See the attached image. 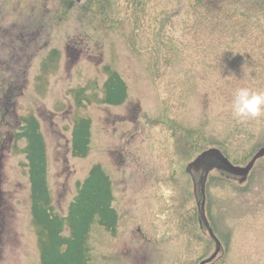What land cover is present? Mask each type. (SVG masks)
Segmentation results:
<instances>
[{"label":"rangeland","instance_id":"374dc122","mask_svg":"<svg viewBox=\"0 0 264 264\" xmlns=\"http://www.w3.org/2000/svg\"><path fill=\"white\" fill-rule=\"evenodd\" d=\"M0 24L12 41L0 52V264H40L44 234L14 135L25 117L39 123L57 215L95 164L110 178L118 222L94 221L87 264L209 257L185 169L210 147L242 167L264 148V116L239 120L231 109L237 88L264 91V65L245 71L247 59L264 62V0H0ZM111 71L126 85L116 106L102 102ZM82 118L90 143L79 157L70 138ZM205 194L221 252L204 264H264V158L244 184L212 170Z\"/></svg>","mask_w":264,"mask_h":264},{"label":"trees","instance_id":"16d2710c","mask_svg":"<svg viewBox=\"0 0 264 264\" xmlns=\"http://www.w3.org/2000/svg\"><path fill=\"white\" fill-rule=\"evenodd\" d=\"M103 103L119 105L126 98V85L117 72L111 71L104 82ZM16 139L25 141L24 156L30 190V213L35 225L43 232L40 244V264H87V238L94 221L112 230L117 224V212L112 206L109 176L95 164L83 181L76 182V194L63 216L53 212L47 184L45 144L34 117H25ZM90 121L82 118L71 129V154L84 157L89 150ZM67 229V235H63Z\"/></svg>","mask_w":264,"mask_h":264},{"label":"water","instance_id":"95a60500","mask_svg":"<svg viewBox=\"0 0 264 264\" xmlns=\"http://www.w3.org/2000/svg\"><path fill=\"white\" fill-rule=\"evenodd\" d=\"M76 2L81 0H75ZM264 157V148H260L256 153L252 156V159L248 161L245 166H238V165H232L231 162L218 150L217 148L210 147V149L204 150L201 153H199L192 162H189L186 166L185 172L192 173L191 170L198 168L199 166H207V169H205V174L202 179L198 181V185L200 186V200L197 201L196 206L198 209V217H199V223L203 224V226L207 229L209 236L212 240L215 241V248L214 253L204 259L200 264H204L206 262H210L214 259V257L219 253V250L221 248L219 240L216 239L214 236V233L212 232V229L208 225L207 218L205 217V210H204V201H205V194H204V188H205V179L207 174L211 169H216L217 171H220L221 173H227L228 175H231L233 178H237V180L240 183L245 182V179L248 175V173L251 171V168L253 167L254 163L257 159Z\"/></svg>","mask_w":264,"mask_h":264},{"label":"flooded vegetation","instance_id":"af4514ba","mask_svg":"<svg viewBox=\"0 0 264 264\" xmlns=\"http://www.w3.org/2000/svg\"><path fill=\"white\" fill-rule=\"evenodd\" d=\"M212 1L213 0H194L195 4H202V5H203V3L205 5H210V3H212ZM246 16H247V14H245L244 18H246ZM9 26L10 25L7 24L6 26L3 27L0 24V52L1 51H7L8 47L12 44L11 37H10V35H11L10 31H9V35H8ZM246 62H247V65H246L245 71L247 73L248 78H252L251 77L252 75H253V77L256 76V71L253 68H255V67L261 68L264 65V62L255 63L254 61L251 62L250 59H247ZM242 65L240 64L239 68H237L238 74H240L242 72V70H241ZM263 69H264V66H263ZM1 109L2 108L0 105V112H1ZM205 169H207V166L201 165L198 168L191 170L192 173H188L189 178L191 180V183L193 184L192 185V195H194L196 202L200 200V198H199L200 197V189H199L200 186L198 185L199 184L198 181L203 178V176L205 174V171H204ZM212 170H214V169H211L206 176V179L204 182L205 183L204 192H205V189L207 186L208 176ZM197 222H198V229L201 232L204 231L205 233H207V229H205V227L202 225V223L201 224L199 223V218H198Z\"/></svg>","mask_w":264,"mask_h":264},{"label":"clouds","instance_id":"9594fccd","mask_svg":"<svg viewBox=\"0 0 264 264\" xmlns=\"http://www.w3.org/2000/svg\"><path fill=\"white\" fill-rule=\"evenodd\" d=\"M231 109L239 120L255 119L264 116V91L248 87L237 88L231 100Z\"/></svg>","mask_w":264,"mask_h":264}]
</instances>
